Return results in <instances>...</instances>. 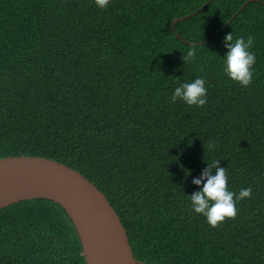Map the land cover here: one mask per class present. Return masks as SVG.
Returning a JSON list of instances; mask_svg holds the SVG:
<instances>
[{
    "label": "trees",
    "instance_id": "1",
    "mask_svg": "<svg viewBox=\"0 0 264 264\" xmlns=\"http://www.w3.org/2000/svg\"><path fill=\"white\" fill-rule=\"evenodd\" d=\"M207 1L0 0V158L42 156L83 174L138 264H264V0ZM231 31L254 37L246 88L222 71ZM199 76L204 106L171 100ZM212 159L230 190H253L216 227L186 196ZM81 251L52 200L0 208V264H85Z\"/></svg>",
    "mask_w": 264,
    "mask_h": 264
},
{
    "label": "water",
    "instance_id": "2",
    "mask_svg": "<svg viewBox=\"0 0 264 264\" xmlns=\"http://www.w3.org/2000/svg\"><path fill=\"white\" fill-rule=\"evenodd\" d=\"M35 198L52 200L65 210L81 243L85 264L139 263L116 211L83 174L42 156L0 158V208Z\"/></svg>",
    "mask_w": 264,
    "mask_h": 264
},
{
    "label": "clouds",
    "instance_id": "3",
    "mask_svg": "<svg viewBox=\"0 0 264 264\" xmlns=\"http://www.w3.org/2000/svg\"><path fill=\"white\" fill-rule=\"evenodd\" d=\"M96 7L105 9L110 0H94ZM193 12L181 16L182 19L192 15ZM180 18V17H179ZM181 20V19H180ZM200 42V41H199ZM225 54L221 57L222 71L228 79L246 88L253 80V65L256 63V55L251 49L254 46V37L251 34L236 36L233 32L223 37ZM197 56V45L191 44L184 54V59L195 60ZM206 80L203 76L194 78L191 81L178 83L171 94V100L184 102L189 106L202 107L207 103ZM214 143L208 144V150L214 149ZM207 166L203 168L198 177L191 180L193 185L198 186L190 195H186L191 210L202 215L206 222L216 227L226 218L235 217L237 214V202L252 196V188H241L236 193L228 187V175L226 167L219 166V159L206 161ZM190 174L188 171L186 176Z\"/></svg>",
    "mask_w": 264,
    "mask_h": 264
}]
</instances>
